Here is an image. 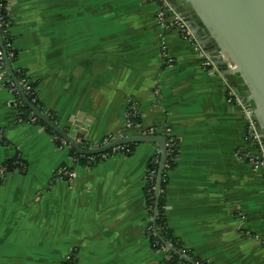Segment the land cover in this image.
Segmentation results:
<instances>
[{"label": "crops", "instance_id": "1", "mask_svg": "<svg viewBox=\"0 0 264 264\" xmlns=\"http://www.w3.org/2000/svg\"><path fill=\"white\" fill-rule=\"evenodd\" d=\"M5 1L14 22L0 41L18 53L13 71L38 83L42 111L85 149L123 131H170L179 152L163 215L173 237L205 264H264V173L229 103L233 88L246 91L224 66L204 70L174 20L160 24L166 0ZM11 82L0 64V264H163L169 250L153 248L146 191L157 145L78 166L64 140L24 121Z\"/></svg>", "mask_w": 264, "mask_h": 264}, {"label": "water", "instance_id": "2", "mask_svg": "<svg viewBox=\"0 0 264 264\" xmlns=\"http://www.w3.org/2000/svg\"><path fill=\"white\" fill-rule=\"evenodd\" d=\"M185 9L175 0H166L174 12L184 20L191 32L208 54L215 65L223 68V61L219 60L220 52H223L227 61L237 67L235 71H229L231 76L242 81L246 91L244 98L240 91L233 88L237 97L251 108V117L256 122L257 130L264 139V0H182ZM6 68L19 94L30 108V119H38L57 136L64 140L69 147L74 149L79 156L95 157L130 144L152 143L159 148L160 162L156 184V204L154 221L159 215V199L161 185L166 171L167 139L165 137L141 135L135 137H123L127 131L115 136L114 140L93 149H85L75 142L72 135L67 134L57 124L53 123L48 115L41 112L26 98L22 84L14 75L11 61L7 51L0 41ZM225 76V75H224ZM157 234V233H156ZM169 251H174L171 245H167ZM184 259L189 261L185 256Z\"/></svg>", "mask_w": 264, "mask_h": 264}, {"label": "trees", "instance_id": "3", "mask_svg": "<svg viewBox=\"0 0 264 264\" xmlns=\"http://www.w3.org/2000/svg\"><path fill=\"white\" fill-rule=\"evenodd\" d=\"M0 4L2 5L1 17L6 21V23H9L10 25H12L14 22V18H13L12 11L9 9L8 3L5 0H2V1H0ZM1 17H0V19H1ZM1 22L2 21L0 20V23ZM167 24L169 25L170 28H172L173 24H171V23H167ZM3 46H4L5 50L7 51V55L9 57L11 63L15 62L17 57H18V53L12 48L11 41L8 39L7 41H5L3 43ZM14 75L18 79L19 82H22L25 79H28L31 81V87H32L33 92L28 93L27 91H25L26 98L29 100V102L31 104L35 105L41 112H43L42 107L40 106L39 101H38V92H37L38 83L35 81H32L27 76V73L24 70L15 71ZM20 96H19V99L21 101H23V103H24V105L22 107V118L24 119V121H34L38 124L45 126L41 121H39L36 118L30 119V108L27 105V103L24 101L23 97L22 96L20 97ZM47 115H48L49 119L53 123L56 124L55 118L53 116H50L49 114H47ZM132 122L134 124H137L138 119H132ZM47 130L50 133L57 136L51 129L47 128ZM151 135H154V134H151ZM154 136H156V135H154ZM167 142L170 143V145H171L168 148V156H167V162H166V165H169V170L167 169V171L165 172L164 177H163V182L161 185V196L159 199V215H158L156 221L152 224V226L150 228L149 237H150V240L152 242L153 248L155 250H158V249L168 250L167 245H171L174 248V251H168L169 252V258H167L163 264H195L196 262L201 263V261L194 258L193 255L187 249H185L184 246L177 239H175L173 237L171 231L168 229L166 219L163 215L165 212V210H164L165 193H166L167 181H168L166 174L168 171L175 168L176 159L178 157V152H179L178 141L176 138H174V137L168 138L167 137ZM137 145L138 144L126 145V146H123L121 148V150L124 154H126L128 156L134 151V149H135V147H137ZM113 151L114 150L107 152L106 155H111L113 153ZM101 156L102 155L95 156V158H99ZM71 158L75 162L76 165L81 166V165H86L87 159H89L91 157L79 156L76 153V151L71 148ZM156 160L158 161L157 164L154 163ZM159 162H160V155L158 154L157 157L151 163V166L149 168V172L147 175V186H146L147 198H148V204L150 205L153 214H154L155 204H156L155 189H156V184H157V175H158V171H159ZM13 166H15L14 161L7 162L5 165V167L8 168L9 170L13 169ZM65 168L70 170V171L75 170L74 167L65 166ZM152 171H155V174H156V176L153 178H151ZM182 256L187 257L189 259V261L184 259ZM67 264H74V263H72L70 261V263H67ZM201 264H203V263H201Z\"/></svg>", "mask_w": 264, "mask_h": 264}, {"label": "built area", "instance_id": "4", "mask_svg": "<svg viewBox=\"0 0 264 264\" xmlns=\"http://www.w3.org/2000/svg\"><path fill=\"white\" fill-rule=\"evenodd\" d=\"M1 11H2V5L0 4V17H1ZM157 18H158L160 24L165 28L168 27L167 23H170L169 21H171V19L174 20V25L180 31L182 38L185 41H187L188 43H191L193 45L194 49L196 51H198L200 56L204 59L203 69L208 71L211 74V76L220 75L219 74L220 71H219L218 67L215 65L214 61L208 57L207 53H205L202 50V47L200 46V44L196 40L195 36L191 32L187 23L184 20H182L180 17H178L177 15L173 14L170 7H168L166 5L163 6V9H161V11L158 13ZM0 20L2 21L0 23L1 28L4 31H7L10 24L6 23V21L2 17ZM219 60L223 61L224 67H226L229 71H235L237 69V67H234L233 65H231L227 61L223 52H220ZM0 64L3 66V68L5 70L6 64L4 62L3 52L1 50H0ZM20 83L22 84L24 91H27L28 93L33 92L30 80L25 79ZM11 88L14 91L17 90L15 83L13 81L11 82ZM229 103L233 104L235 107H237L241 110L244 121L246 123V128H247L246 142L249 146V154H248L249 162L251 163V165L256 170H260L264 173V139L260 136V134L257 130L256 122L251 117V110H250L251 107L249 105L243 103L241 101V99L238 98L236 93L233 91H231V94L229 96ZM132 116L133 115L129 114L128 120H130V118ZM130 125H132V124L129 123L128 126H130ZM165 136H166L165 137L166 139H167V137L172 138L170 131H167ZM169 146H171V145H170V143L167 142V148H169ZM121 148H115L113 150L118 151V150H121ZM167 156H168V151H167ZM106 157H107L106 154L102 155V158H106ZM154 163L157 164L158 161L156 160ZM165 169L167 171V169H169V165H166ZM0 173L3 174L4 170H1ZM61 175L70 181H74L77 178L78 173H77V170H71L70 171L64 167L61 170ZM155 176H156L155 171H152L151 178H153ZM201 263H203V262H201ZM201 263L196 262L195 264H201Z\"/></svg>", "mask_w": 264, "mask_h": 264}]
</instances>
